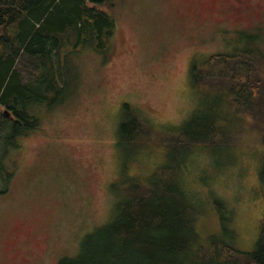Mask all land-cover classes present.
Wrapping results in <instances>:
<instances>
[{
  "label": "rangeland",
  "instance_id": "obj_1",
  "mask_svg": "<svg viewBox=\"0 0 264 264\" xmlns=\"http://www.w3.org/2000/svg\"><path fill=\"white\" fill-rule=\"evenodd\" d=\"M109 2L98 6L115 23L108 47L99 52L84 45L70 53L60 70L59 83L67 81L62 99L28 107L37 128L10 136L8 127L0 136V166L11 173L0 178V264H57L75 254L83 236L112 216L125 179L177 163L164 144L137 154L119 145V122L125 114H142L156 139L162 130L176 133L185 121H196L214 98L192 86L188 62L200 53L196 63L203 65L206 50L228 48L220 33L232 37L227 53L253 55L246 61L259 107L253 126L236 130L242 129L239 137L215 148L194 145L180 163L181 176L199 211L200 242L214 235L253 250L264 217V0H250L239 18L222 23L209 0ZM214 36L213 44H198ZM10 137L17 147L6 145Z\"/></svg>",
  "mask_w": 264,
  "mask_h": 264
},
{
  "label": "trees",
  "instance_id": "obj_2",
  "mask_svg": "<svg viewBox=\"0 0 264 264\" xmlns=\"http://www.w3.org/2000/svg\"><path fill=\"white\" fill-rule=\"evenodd\" d=\"M109 3L0 0V106L4 108L0 136L8 127L10 136L37 128L38 118L28 107L34 102L48 106L62 99L67 81L59 83L60 70L70 53L84 45L99 52L108 47L115 23L98 6ZM73 39L71 49L63 51ZM242 52L212 55L197 68L196 91L211 93L214 100L196 121H185L176 133L162 130L155 139L156 131L143 116L122 117L119 145L131 147L137 154L164 144L168 159L177 163L157 165L145 178L125 179L109 220L87 232L77 252L62 256L57 264H264V217L255 247L249 252L214 235L202 243L194 225L199 211L186 194L181 176L184 165L180 163L194 145L215 148L226 137H239L242 129L235 134L238 128L254 124L251 119L259 107L257 80L246 57L251 62L254 58ZM222 102L225 110H221ZM6 114L10 115L7 122ZM6 145L18 146L12 137ZM10 174L0 166L1 179Z\"/></svg>",
  "mask_w": 264,
  "mask_h": 264
},
{
  "label": "flooded vegetation",
  "instance_id": "obj_3",
  "mask_svg": "<svg viewBox=\"0 0 264 264\" xmlns=\"http://www.w3.org/2000/svg\"><path fill=\"white\" fill-rule=\"evenodd\" d=\"M250 0H209L210 6L215 10V13L217 15L218 18L221 19V23L223 21H225L226 19H229L230 17H236L239 18L240 14L242 12H244L246 10L247 7V3ZM222 30V31H228V28H224L223 26H218L217 30ZM220 33V32H219ZM221 40L222 42L225 44V42H227L229 44L228 48L222 50L221 52H214V50H206L209 51L211 53H209L210 55H215V54H224V55H229V54H233L235 52H242L244 49H240L238 51L234 50L231 53H227V51L230 50V43L229 40L232 39L229 38V40H226V34H221ZM233 37L235 36V33L233 34ZM215 39H219L218 37L214 36L211 38H205L203 40L198 41V44L202 47H206L210 44H213L212 40ZM258 39L254 40V46H256V41H258ZM200 50V49H199ZM199 50H196L195 52H198ZM203 54L200 53H194L193 56L190 58L189 62H188V71L191 68L194 67H198V65H196V59L201 57ZM191 82L193 83L192 77H191Z\"/></svg>",
  "mask_w": 264,
  "mask_h": 264
},
{
  "label": "crops",
  "instance_id": "obj_4",
  "mask_svg": "<svg viewBox=\"0 0 264 264\" xmlns=\"http://www.w3.org/2000/svg\"><path fill=\"white\" fill-rule=\"evenodd\" d=\"M212 56V55H208V58L204 61V63H206L208 60H209V57ZM196 65H198L196 63ZM202 65V64H201ZM201 65H198V67H200ZM198 67H194L192 68L193 70V73L197 70ZM192 80H193V83H194V74L192 75ZM192 83V86L194 87V84ZM195 88V87H194ZM196 89V88H195ZM197 90V89H196ZM141 116H143L142 114H140ZM144 117V116H143ZM145 118V117H144ZM146 119V118H145ZM147 120V119H146Z\"/></svg>",
  "mask_w": 264,
  "mask_h": 264
}]
</instances>
